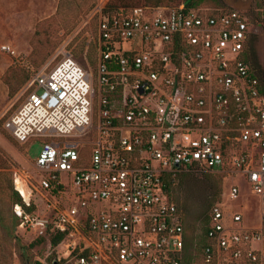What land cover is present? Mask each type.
I'll use <instances>...</instances> for the list:
<instances>
[{
	"label": "built area",
	"instance_id": "built-area-1",
	"mask_svg": "<svg viewBox=\"0 0 264 264\" xmlns=\"http://www.w3.org/2000/svg\"><path fill=\"white\" fill-rule=\"evenodd\" d=\"M92 11L95 66L67 53L38 69L3 123L19 145L42 140L35 190L46 211L26 209L33 190L14 170L18 227L64 234L70 264H264V94L244 59L247 17L184 6ZM192 172L223 179L193 249L167 191Z\"/></svg>",
	"mask_w": 264,
	"mask_h": 264
},
{
	"label": "rangeland",
	"instance_id": "rangeland-1",
	"mask_svg": "<svg viewBox=\"0 0 264 264\" xmlns=\"http://www.w3.org/2000/svg\"><path fill=\"white\" fill-rule=\"evenodd\" d=\"M109 1L96 0L95 6L103 3L107 5ZM185 3V0H163L160 6L179 7L184 6ZM151 4L153 3H150L149 0H131L128 5ZM57 5L58 0H0V173L3 174L0 178L3 184V187L0 188V242L3 247L2 258L8 264H23L19 246L28 247L27 256L30 264H70L64 256L66 241H61L53 247L50 244V234L36 236L18 226L12 230L13 194L8 189V181H11L13 186L12 174L14 170L20 172L29 181V186L33 190L35 210L39 214L46 211L42 196L35 190L38 188L39 174L34 161L41 149L42 140L31 139L27 144L19 145L3 127L5 118L15 111L25 98L22 88L10 96L8 86L2 80L4 73L11 65H20L25 70L31 71V77L38 69H42L46 65L50 69L65 54L70 53L83 68L88 70L93 66L88 55L85 54L87 47L79 56L75 55L83 41L85 44L94 45L96 17L93 16L94 10H90L86 13L76 12L79 15L76 27L68 34L65 33L66 30L59 31L56 38L62 39L58 47L42 64L35 68L36 64L31 59L33 42L37 43L34 36L35 31L39 23L55 14ZM196 9L202 11L237 10L244 13L249 22L251 33L257 37L254 48L264 69V3L259 0H221L220 4H200ZM69 10L74 13V6L72 5ZM52 26L44 24L43 28L50 30ZM37 39L42 43L47 41L44 36ZM53 40L55 37L50 38V41ZM3 45H9L16 51V54L10 55L4 52L1 48ZM93 59L95 60V56ZM237 180L242 187H246L243 180ZM62 182L66 183V179H62ZM222 187L223 179L220 175L204 172L182 174L170 184L169 196L182 213L186 232L191 236V242H189L191 249L200 244L204 217L207 216L213 200L219 198ZM219 188L220 193L218 192ZM13 191H15L14 187ZM56 199L61 208L66 206V194ZM256 201L255 197L250 196L247 199V204H256ZM250 216L251 214L247 213V217Z\"/></svg>",
	"mask_w": 264,
	"mask_h": 264
},
{
	"label": "trees",
	"instance_id": "trees-1",
	"mask_svg": "<svg viewBox=\"0 0 264 264\" xmlns=\"http://www.w3.org/2000/svg\"><path fill=\"white\" fill-rule=\"evenodd\" d=\"M131 0H110L107 5H106V11L108 12H115L118 8H127L131 7L128 4L130 3ZM152 6H160L161 2L163 0H149ZM186 3L184 5L185 9H196L200 4H206V3H212V4H220L221 0H185ZM259 2L264 3V0H259ZM96 0H59L57 9L55 14L42 21L41 23L38 24L37 29L35 31V40L37 43L33 42V50H32V58L34 63L36 64L35 68L37 65L42 64L47 57L51 55V53L58 47L59 43L61 42L62 38L57 37L56 35L58 34L59 31H65L66 34L71 32L76 25L78 24V14L76 12H88L92 10L95 6ZM74 6L75 11L74 13L70 12L71 6ZM77 10V11H76ZM96 22V21H95ZM44 24H51L52 29L47 30L43 28ZM96 25H95V41L94 45L90 44H85L84 41L81 43L79 46V49L77 52H75L76 56H79L83 51L85 50V47H87V55L89 60L92 63V67L95 66L96 63ZM40 36L46 37L47 41L45 43H42L39 41ZM55 37V40L50 41V38ZM257 37L255 34L250 33L249 39L246 44V50L244 54V59L248 63L251 71L253 74L256 76V78L259 81L260 84V91L264 94V69L262 65L260 64L258 57L256 55V51L254 48V43L256 41ZM84 43V44H83ZM86 45V46H85ZM95 56V60L93 57ZM30 72L29 70H25L22 66L20 65H11L6 72L4 73L2 80L3 82L8 86L9 89V95L13 96L18 90H20L24 84L27 82V80L30 78ZM3 174L0 173V178ZM3 187L2 182L0 181V188ZM170 188V187H169ZM169 188L167 191L169 192ZM8 189L12 191L13 194V206L15 204H22V199L18 195L16 191H13V186L11 181H8ZM220 193V188L219 191ZM218 199V197L216 198ZM215 199V200H216ZM213 200V202L215 201ZM212 202V203H213ZM13 208V207H12ZM27 210L33 211L35 210L34 206H31L29 208L26 207ZM206 217H204V224L206 221ZM13 226L12 230L16 226L19 225V219L13 215ZM50 236V244L55 247L57 246L63 239H64V234L57 233V234H51ZM191 236L186 232V238L189 242H191L190 239ZM199 245L202 243V238L199 239ZM19 246V245H18ZM20 247V256L23 264H30L29 262V257L27 256V251L28 247L24 246H19ZM2 244L0 242V264H8L6 260L2 258ZM38 264V263H36Z\"/></svg>",
	"mask_w": 264,
	"mask_h": 264
},
{
	"label": "crops",
	"instance_id": "crops-1",
	"mask_svg": "<svg viewBox=\"0 0 264 264\" xmlns=\"http://www.w3.org/2000/svg\"><path fill=\"white\" fill-rule=\"evenodd\" d=\"M59 1V0H58ZM57 7V6H56Z\"/></svg>",
	"mask_w": 264,
	"mask_h": 264
}]
</instances>
